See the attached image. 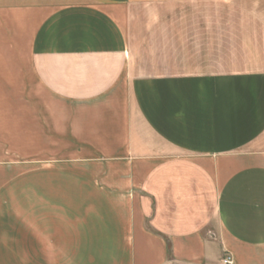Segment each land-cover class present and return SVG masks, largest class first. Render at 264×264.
Listing matches in <instances>:
<instances>
[{
	"label": "crops",
	"instance_id": "0c3cea01",
	"mask_svg": "<svg viewBox=\"0 0 264 264\" xmlns=\"http://www.w3.org/2000/svg\"><path fill=\"white\" fill-rule=\"evenodd\" d=\"M227 259L264 264V0H0V264Z\"/></svg>",
	"mask_w": 264,
	"mask_h": 264
},
{
	"label": "rangeland",
	"instance_id": "374dc122",
	"mask_svg": "<svg viewBox=\"0 0 264 264\" xmlns=\"http://www.w3.org/2000/svg\"><path fill=\"white\" fill-rule=\"evenodd\" d=\"M197 7V5H173L170 7L161 6L158 9L162 12V17L158 18V20H150V19H141L135 21L134 29L132 30V40H134V44L141 49L142 53L147 55L148 58L152 56V50L157 51H165L168 43L167 35L165 33V29L167 27L172 28V33L169 35L170 38L173 37L174 40H178V37L181 36V19L182 17L179 15H175L174 11H177V14L180 10H191L192 8ZM171 31V30H169ZM71 146V145H70ZM78 155H82L76 149V147L71 146V151L69 153V158L72 160L70 163L75 164L78 163L74 161ZM61 156V154H59ZM18 157H8L7 161H11L13 159L17 160ZM30 159L29 155L21 157V161L25 163ZM74 161V162H73ZM26 166L30 164L26 163ZM74 168V167H72Z\"/></svg>",
	"mask_w": 264,
	"mask_h": 264
},
{
	"label": "built area",
	"instance_id": "2783aa9c",
	"mask_svg": "<svg viewBox=\"0 0 264 264\" xmlns=\"http://www.w3.org/2000/svg\"><path fill=\"white\" fill-rule=\"evenodd\" d=\"M226 262L230 264V259H227Z\"/></svg>",
	"mask_w": 264,
	"mask_h": 264
}]
</instances>
